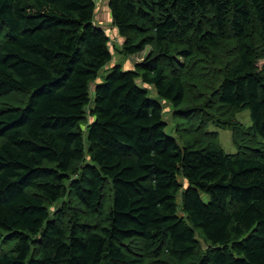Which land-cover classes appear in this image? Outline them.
<instances>
[{
  "label": "trees",
  "instance_id": "1",
  "mask_svg": "<svg viewBox=\"0 0 264 264\" xmlns=\"http://www.w3.org/2000/svg\"><path fill=\"white\" fill-rule=\"evenodd\" d=\"M108 5L0 0V264H264V0Z\"/></svg>",
  "mask_w": 264,
  "mask_h": 264
},
{
  "label": "rangeland",
  "instance_id": "2",
  "mask_svg": "<svg viewBox=\"0 0 264 264\" xmlns=\"http://www.w3.org/2000/svg\"><path fill=\"white\" fill-rule=\"evenodd\" d=\"M104 29L106 30V33H108L110 38H111L110 46H111V50L113 51V59L109 64H107L106 67H104L99 72V78L95 82V84L91 85L90 92H91L92 101H94L93 90L95 88L96 83L97 84L104 83L106 77L108 76V74H110V72L113 70L115 65L121 66L124 71L131 70L134 68L136 63L141 62L149 53V49H148L139 55H134L131 57L125 56L121 52L122 40L118 36V34L115 32V30L112 28V24H110V25L106 24ZM137 83L142 87L144 86L141 80H137ZM145 88H147L149 90V97L158 100L159 102H161L165 106V121L167 122L166 133L169 136L177 138V135L175 133V129L177 128L178 123L180 121H175L173 116L171 115L172 110H173L171 104L167 101L161 100L152 87H145ZM236 120L239 121L240 123H242L243 125H245L246 127H251L252 121H251L250 110L245 109V110H242L241 112L237 113ZM84 129H86V127H84ZM211 130H216L219 132L220 144L226 153H228V154L238 153V149L233 144L231 130H229V129H218L215 127L214 128L212 127ZM201 195H202V198H203L205 203H208L210 201V198L207 194L202 193ZM59 206H61V204H57V205L53 206L52 210L58 208ZM199 241L201 243L202 249H206L207 245L202 240L199 239Z\"/></svg>",
  "mask_w": 264,
  "mask_h": 264
},
{
  "label": "crops",
  "instance_id": "3",
  "mask_svg": "<svg viewBox=\"0 0 264 264\" xmlns=\"http://www.w3.org/2000/svg\"><path fill=\"white\" fill-rule=\"evenodd\" d=\"M96 3L95 20L101 27L113 23L112 16L109 10V0H94Z\"/></svg>",
  "mask_w": 264,
  "mask_h": 264
}]
</instances>
